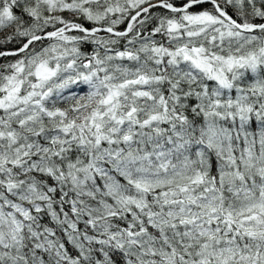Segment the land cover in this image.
<instances>
[{"label": "snow or ice", "instance_id": "obj_1", "mask_svg": "<svg viewBox=\"0 0 264 264\" xmlns=\"http://www.w3.org/2000/svg\"><path fill=\"white\" fill-rule=\"evenodd\" d=\"M0 264H264V0H0Z\"/></svg>", "mask_w": 264, "mask_h": 264}]
</instances>
